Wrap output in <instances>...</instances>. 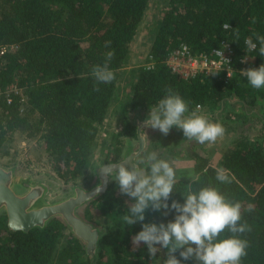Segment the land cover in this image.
Returning <instances> with one entry per match:
<instances>
[{"label":"trees","instance_id":"trees-1","mask_svg":"<svg viewBox=\"0 0 264 264\" xmlns=\"http://www.w3.org/2000/svg\"><path fill=\"white\" fill-rule=\"evenodd\" d=\"M148 2L0 0V44L17 46L6 56L0 70V87L16 79L27 95L24 108L16 96L9 102L0 98V155L7 152L1 150L16 133L28 138L38 136L50 169L59 180L67 183L83 174L100 124L117 97L119 71L128 59L129 45ZM224 24L231 27L225 28ZM257 35H264V0H167L148 52L153 66L136 70L127 103H120L123 112L124 106L129 111L149 109L168 89L184 98L189 111L197 105L231 106L233 100L262 109L264 88H253L239 71V59L247 53L253 67L264 63L258 47L251 51L245 45L249 38L258 45ZM222 40L231 44L235 55L234 72L227 80L221 73L183 79L164 63L168 53L180 43L199 54L209 52ZM108 51L113 52L107 63L115 79L97 82L91 69L105 62ZM121 136L136 138V127L127 115L122 129L111 134L114 139ZM119 153L115 146L103 159L114 161ZM192 156L197 174L195 187H218L228 199L241 204L238 223L248 226V230L238 234L248 244L241 264H264V137L257 145L240 144L223 154L220 167L232 177L229 183L216 179L217 167L205 157L195 153ZM189 182L177 180L170 199L182 202L181 193ZM122 208L125 213L124 195L113 181L104 193L88 202L84 216L88 221L100 217L116 221ZM152 218L167 222L173 215L147 212L146 220ZM66 229L67 225L54 217L43 227L13 230L1 212L0 264H161L160 259L155 261L148 256L143 242L139 247L133 244L132 236L140 230L139 224L125 226L122 218L118 219L99 238L93 257ZM110 231L114 234L109 240ZM221 235L230 233L225 229ZM176 255L179 258L178 252ZM184 264L196 262L189 259Z\"/></svg>","mask_w":264,"mask_h":264},{"label":"clouds","instance_id":"clouds-1","mask_svg":"<svg viewBox=\"0 0 264 264\" xmlns=\"http://www.w3.org/2000/svg\"><path fill=\"white\" fill-rule=\"evenodd\" d=\"M223 27L231 26L224 24ZM256 40L258 45L250 38L245 40V45L250 50L258 47L259 55L264 57V35H257ZM112 55L113 52L108 51L105 62L92 67L91 75L97 82L109 83L115 79L107 63ZM240 73L253 88H264V63L241 69ZM199 108L197 105L189 111L184 98L168 89L149 107L144 123L165 136L176 128L189 140L201 144L214 142L224 128L200 114ZM98 170L116 182L121 195L131 198L130 203L125 201L127 211L122 220L125 226L140 225L132 241L137 247L143 242L150 258H159L161 264H184L189 259H194L196 264H241L248 244L238 234L248 230V226L238 223L241 204L228 199L218 187L197 188L193 178L181 193L182 202L170 199L177 182L176 170L155 152L148 153L137 163H129L126 159L103 163ZM215 176L221 183H229L232 179L223 167L215 169ZM101 189L102 184L97 183V195ZM149 211L160 212L163 216L171 213L173 218L167 222H156L155 218L146 220ZM225 229L230 235H221ZM162 250H165L163 257L157 256Z\"/></svg>","mask_w":264,"mask_h":264},{"label":"rangeland","instance_id":"rangeland-1","mask_svg":"<svg viewBox=\"0 0 264 264\" xmlns=\"http://www.w3.org/2000/svg\"><path fill=\"white\" fill-rule=\"evenodd\" d=\"M167 0H149L139 29L129 45V56L120 68L117 82V97L111 103L105 119L100 124L99 135L93 149L92 157L88 161L83 174L77 179L69 182L59 180L50 169L47 155L42 147V142L38 136L28 138L23 133H16L13 138L3 146L0 155V164L13 167L16 173L25 178L27 183H32V179L39 177L45 182L48 180L50 186H53L56 193L46 203H54L64 199V193L61 189H66L69 184L91 186L95 182V172L104 161L106 154H111L114 147H119L121 154L126 147L125 138L131 145L136 146L137 141L133 137L121 136L119 139L111 137L113 132L122 129L125 116L130 120V112L121 104L126 105L128 95L130 94V81L133 79L136 70L143 67L148 59L150 44L158 23L161 20ZM223 104V103H222ZM200 106V114L206 116L213 122L220 123L224 132L218 136L214 142L199 143L194 139L184 138L182 131L178 133L173 128L165 136L159 130L146 131L147 138L145 148L137 158L141 160L150 152H155L158 157L168 160L176 170L177 180L191 181L197 174L194 171V159L192 154L205 157L208 163L213 167H220V160L223 154L240 144L257 145L264 137V105L262 109L239 105L237 101H231V106L223 104ZM234 104V106H233ZM233 106V107H232ZM219 107V108H218ZM147 109V108H146ZM243 113H246L247 117ZM187 114V113H186ZM37 176V177H36ZM49 178L51 181H49ZM20 190L24 187L17 184ZM125 201L131 198L124 195ZM122 209H119L117 220L122 218ZM1 213V212H0ZM115 218V219H116ZM117 220L111 218H102L93 221L99 230V238L106 233L108 227H111ZM115 221V222H114ZM68 228V227H67ZM70 231L66 229L65 232ZM114 231L109 232L110 237ZM157 256L161 257V254ZM159 258H156L157 261Z\"/></svg>","mask_w":264,"mask_h":264},{"label":"water","instance_id":"water-1","mask_svg":"<svg viewBox=\"0 0 264 264\" xmlns=\"http://www.w3.org/2000/svg\"><path fill=\"white\" fill-rule=\"evenodd\" d=\"M136 135L139 139V151L145 145L146 136L141 126H137ZM99 179L102 184L99 193H102L106 189L108 178L101 170ZM17 184L24 187V190H20ZM96 185L89 189L76 188L73 195L54 203H46L42 186L28 184L13 167L0 164V212L6 214L10 229L22 231L43 227L51 218H59L84 245L86 254L93 257L97 250L99 230L77 215L75 209L97 195Z\"/></svg>","mask_w":264,"mask_h":264},{"label":"built area","instance_id":"built-area-1","mask_svg":"<svg viewBox=\"0 0 264 264\" xmlns=\"http://www.w3.org/2000/svg\"><path fill=\"white\" fill-rule=\"evenodd\" d=\"M16 49L17 46L15 44H0V70L5 63L6 56L13 53ZM234 56V50L227 40H222L209 52L199 54L192 53L185 43H180L168 53L164 59V63L171 71L183 79L193 78L197 75L221 73L223 78L227 80L234 72ZM239 62L240 70L254 66L248 53L241 57ZM152 66L153 60L151 56L148 55V59L143 67L149 69ZM13 96L17 97L22 108L27 105V95L25 90L23 87L19 86L16 79L5 87H0V98L9 102L12 100Z\"/></svg>","mask_w":264,"mask_h":264},{"label":"flooded vegetation","instance_id":"flooded-vegetation-1","mask_svg":"<svg viewBox=\"0 0 264 264\" xmlns=\"http://www.w3.org/2000/svg\"><path fill=\"white\" fill-rule=\"evenodd\" d=\"M148 111H149V109L142 108V109L131 110V112L129 113L130 114V120H131V122L134 123L135 127L137 128V126H141V128H143V132L146 135L145 136V142H146V138H147L146 131L157 130V129L151 128L146 123H144V119H145ZM175 131L178 133L180 130L176 129ZM128 137H131V136H128ZM135 139L137 141V145L133 146V145H131V142H128L127 139L125 138L126 147L122 150L121 154L118 155L117 158H115V160L126 159V160L129 161V163H137L139 161L137 157L140 154H142V152H143V150L145 148V145H144V147H142L138 151V149H139V139H138L137 135H136ZM108 162H111V161H103L100 165H102L103 163L107 164ZM99 174H100V170H97L95 172V176H94L95 177V182L91 186H94V185H96L97 183L100 182ZM47 179H49V178H47ZM49 181H51V180L49 179ZM113 181L114 180H110L108 178L106 189L108 188L109 184H111ZM31 182L32 183H28V184L33 185V186H42L44 188L43 198L46 201H49L50 198L53 197L55 195V193H56V190H54L53 186L49 185L48 180L43 182V180L41 178L37 177V179L36 178L32 179ZM91 186L87 187V185L69 184L66 189H61V193H64L63 195H65V196H70V195H73L75 193L76 188L89 189ZM106 189H105V191H106ZM105 191H103L102 193H104ZM102 193H99L98 195H100ZM98 195H96L92 199L96 198ZM92 199L83 202L80 206H78L75 209V212H76L77 215H79L85 221L90 222L93 226H95L93 221H88L85 218V216H84V210L86 209V206H87L88 202H90Z\"/></svg>","mask_w":264,"mask_h":264}]
</instances>
